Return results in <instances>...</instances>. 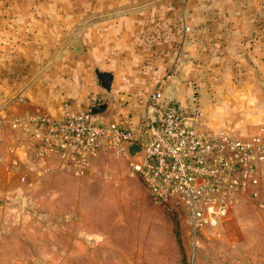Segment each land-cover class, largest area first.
<instances>
[{
  "label": "rangeland",
  "instance_id": "obj_1",
  "mask_svg": "<svg viewBox=\"0 0 264 264\" xmlns=\"http://www.w3.org/2000/svg\"><path fill=\"white\" fill-rule=\"evenodd\" d=\"M240 16L264 24V0H0V106L2 73L36 77L54 63L68 67L85 27L87 49L112 58L118 89L136 98L125 113L142 114L145 96L186 70L178 100L205 122L227 62L213 28ZM257 124L244 130L255 133ZM258 175L257 193L239 192L225 219L204 229L195 264H264V163ZM12 197L2 207L0 264H188L184 215L154 203L126 159L97 157L80 174L56 164Z\"/></svg>",
  "mask_w": 264,
  "mask_h": 264
},
{
  "label": "built area",
  "instance_id": "obj_2",
  "mask_svg": "<svg viewBox=\"0 0 264 264\" xmlns=\"http://www.w3.org/2000/svg\"><path fill=\"white\" fill-rule=\"evenodd\" d=\"M160 96L158 89L149 95L150 104L162 112L157 122L147 114L135 125L95 120L88 107L65 109L60 116L28 111L16 117V128L34 143L35 156L43 159L56 153L77 174L97 157L128 160L153 202L184 215L187 263L195 264L204 229L225 219L239 192L257 193L264 133L205 128L196 114L184 112L175 100L158 103ZM127 141L142 150L130 155Z\"/></svg>",
  "mask_w": 264,
  "mask_h": 264
},
{
  "label": "crops",
  "instance_id": "obj_3",
  "mask_svg": "<svg viewBox=\"0 0 264 264\" xmlns=\"http://www.w3.org/2000/svg\"><path fill=\"white\" fill-rule=\"evenodd\" d=\"M242 17L222 26L225 28L220 26L213 28L212 44L221 47L220 52L227 62L226 68L224 66L223 69L221 87H217L218 84L211 86L210 98L207 100L208 119L205 121L206 124L204 121L201 124L208 129L226 126L237 134L245 135L247 133L244 126L249 121L258 123L256 131L264 129V24L260 22L247 24ZM84 28H82L80 40H77L81 43L82 50L75 52L72 49L73 56L67 55V58L71 59L68 67H62V63H54V69L36 77H27L23 71L8 72L4 75L2 73L0 254H2V207L12 204L15 201L12 196L16 190L21 189L24 183L30 181L33 183V176L37 173L43 174L46 168H53L56 164H68V160L56 153H51L43 159L35 156V145L20 134L16 128V117L36 110L60 116L65 109H83L93 103L108 101L109 107L106 112L98 115L99 120H125L135 125L146 114V107L150 105L149 95L152 91L144 98L142 114L129 116L125 113L129 106L136 105V98L129 95L128 91L118 89L120 84L116 77L113 59L104 57L103 53H100L99 46L95 47L93 54L87 49L86 37L89 36L86 32L89 28ZM197 29L195 28L196 36H198ZM52 30L57 32L58 29ZM196 45L198 47L197 38ZM197 47L191 52L196 56L199 55ZM182 58L183 55L179 54L176 63L182 62ZM166 64L167 62H164V66ZM161 68L160 66V70ZM96 70L112 73L110 92L100 86ZM197 71L198 65H192L190 76H197ZM187 75L188 72L184 70L169 76L172 87L168 86L163 91L159 90L161 96L158 103L173 99L182 107L178 99L185 93L186 85L184 86L183 80ZM122 93L125 98L119 101L117 98ZM220 95L221 100H219ZM175 96L178 98L176 99ZM7 252L15 251L9 248Z\"/></svg>",
  "mask_w": 264,
  "mask_h": 264
},
{
  "label": "water",
  "instance_id": "obj_4",
  "mask_svg": "<svg viewBox=\"0 0 264 264\" xmlns=\"http://www.w3.org/2000/svg\"><path fill=\"white\" fill-rule=\"evenodd\" d=\"M72 49L75 52L81 51L82 50L81 43L79 41L73 42ZM96 74H97L100 86L104 88L107 92H110L112 73L110 71L96 70ZM123 98H125V96L124 94H121L118 96L117 99L121 101ZM108 107H109L108 101L91 104L89 106V109H90V112L93 114V119L98 120V115L106 112ZM146 114L151 120L155 122L161 120L162 118L161 110L157 106L152 105V104L146 107ZM197 119L200 120V115H197ZM126 145H127V151L130 155H136L138 152L142 150V147L136 142L127 141Z\"/></svg>",
  "mask_w": 264,
  "mask_h": 264
},
{
  "label": "trees",
  "instance_id": "obj_5",
  "mask_svg": "<svg viewBox=\"0 0 264 264\" xmlns=\"http://www.w3.org/2000/svg\"><path fill=\"white\" fill-rule=\"evenodd\" d=\"M180 106V105H179ZM180 108L182 109V107L180 106ZM183 110V109H182ZM184 112L188 113L187 111L183 110ZM128 123H130L129 121H127Z\"/></svg>",
  "mask_w": 264,
  "mask_h": 264
}]
</instances>
